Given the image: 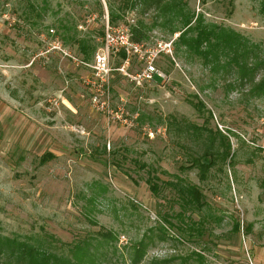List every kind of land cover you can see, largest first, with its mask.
Here are the masks:
<instances>
[{
  "label": "rangeland",
  "instance_id": "374dc122",
  "mask_svg": "<svg viewBox=\"0 0 264 264\" xmlns=\"http://www.w3.org/2000/svg\"><path fill=\"white\" fill-rule=\"evenodd\" d=\"M174 1L192 26L231 28L264 51V0ZM120 5L0 0V234L59 255L88 240L103 264H264V94L188 52L181 16ZM110 11L112 25L140 28L142 42H171L172 52L158 58L155 81L134 86L113 71L102 88L108 107L96 110L88 67L50 47L92 63ZM223 138L230 150L220 158ZM205 153L213 164L203 173ZM188 185L201 206L178 192ZM105 231L113 238L103 241Z\"/></svg>",
  "mask_w": 264,
  "mask_h": 264
},
{
  "label": "trees",
  "instance_id": "16d2710c",
  "mask_svg": "<svg viewBox=\"0 0 264 264\" xmlns=\"http://www.w3.org/2000/svg\"><path fill=\"white\" fill-rule=\"evenodd\" d=\"M138 3L142 5L144 10L154 8L161 10L164 14L169 12L175 16H181L183 28H187L180 33L179 42L187 48L188 52L199 56L203 64L210 67L214 72H218L219 69L225 70L235 77V83L249 84V91L253 96L264 94V51L260 49L258 43L250 41L231 28L215 24L202 25L197 19L195 20L197 24L192 26V17H189V15L183 16V13L179 10L181 7L174 0H121L119 8L126 10L135 7ZM261 11L264 13V2ZM116 19L117 16L110 11V23L113 24ZM132 31L134 39L137 41H141L146 36L140 28L133 27ZM188 33H193V36L186 37ZM80 51L87 53V46L80 43ZM259 73L260 77L257 79ZM233 86L234 82L228 85V87ZM192 104L194 107L204 106L201 101L192 102ZM220 143L223 149L217 152V155L223 158L229 154L230 144L226 138L221 139ZM208 157L210 155L205 153L203 160L197 161L200 172L204 173L213 164V160ZM141 166L145 167V164ZM158 180L159 178L154 173L148 172L145 182L151 193L155 195L160 190ZM167 183L170 182L163 181L161 184ZM178 192L180 195L185 194L188 197L187 202L196 203L198 206L202 205L200 203L201 193L195 186H184L179 188ZM234 228L239 229V224L236 223ZM98 233L103 237V241L113 238L110 231ZM67 245L70 254L59 255L29 241L0 234V259H3L7 264H103L108 259L106 254L102 253V258L97 257L91 250L88 240H75L68 242ZM143 253V245L140 243L134 249L133 263L139 260Z\"/></svg>",
  "mask_w": 264,
  "mask_h": 264
},
{
  "label": "built area",
  "instance_id": "2783aa9c",
  "mask_svg": "<svg viewBox=\"0 0 264 264\" xmlns=\"http://www.w3.org/2000/svg\"><path fill=\"white\" fill-rule=\"evenodd\" d=\"M101 43L102 46L94 54L92 63L79 59L62 49L57 43L50 47V50H59L75 65L88 67L90 75L87 76L86 83L95 90L92 93L91 103L96 110H104L108 107V101L103 98L102 88L109 82L113 71L126 77L134 86L164 77V73L157 67L156 62L162 54L171 55V42L148 46L142 41L135 40L132 29L127 25H112L106 14ZM115 58L120 60L119 66L112 65ZM133 62H136L139 67L134 72H130L129 68Z\"/></svg>",
  "mask_w": 264,
  "mask_h": 264
}]
</instances>
